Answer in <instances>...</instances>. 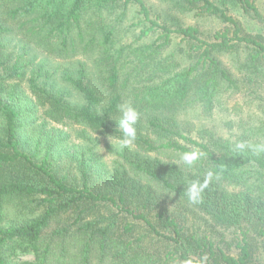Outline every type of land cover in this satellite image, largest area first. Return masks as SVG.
I'll return each mask as SVG.
<instances>
[{
  "label": "trees",
  "instance_id": "1",
  "mask_svg": "<svg viewBox=\"0 0 264 264\" xmlns=\"http://www.w3.org/2000/svg\"><path fill=\"white\" fill-rule=\"evenodd\" d=\"M159 2L168 11L214 17L222 27L201 37L196 26L152 17L144 0H0V264H264V105L254 122L238 123L232 138L210 133L199 141L181 121L197 112L210 116L241 81L257 96L264 31L247 29L241 17L264 30V15L255 0ZM128 12L137 20L126 25ZM8 20L54 55L84 58L58 77L45 63L37 66L29 99L18 87L29 62L20 54L11 62L4 51ZM137 26L139 35L122 42ZM123 104L138 113L135 139L125 147L117 127ZM36 106L54 123L115 139L120 169L110 173L93 152H74L76 160L68 152L54 156L66 137H55L45 120L36 123ZM191 152L197 160L188 166L181 157ZM192 185L201 189L195 202L187 194ZM175 203L205 227L229 231L232 243L225 244L235 252L171 210ZM10 206L39 212L6 223Z\"/></svg>",
  "mask_w": 264,
  "mask_h": 264
},
{
  "label": "rangeland",
  "instance_id": "2",
  "mask_svg": "<svg viewBox=\"0 0 264 264\" xmlns=\"http://www.w3.org/2000/svg\"><path fill=\"white\" fill-rule=\"evenodd\" d=\"M144 1L146 5L150 7L152 17L155 18V15H158L160 18H164V16H166L168 17L166 19H168L169 22L173 21L172 23H176L177 25L180 24L183 26H196L201 33V37L203 36L204 38H211V36L222 27L221 22L214 17H201L193 15L192 13L180 14L177 12L168 11L164 8L165 6L159 2V0ZM255 2L256 6L260 10L259 12L264 15V0H255ZM4 16L6 15H3V17ZM128 17L129 21L128 23L126 22V25H128L129 22L132 21L131 19L134 18L131 12H128ZM241 19L244 27H246L247 29L253 32L264 31L261 28V25H259V23H255L254 20L248 17L245 18L243 16L241 17ZM134 20H137V18H134ZM158 21H160L159 18ZM7 23L12 29L11 32L7 33V35H5L2 39L4 43V51L8 55L7 57H12L11 62H13L14 58L19 54L22 55V61L25 60L29 62V65L21 70H25V77L19 82L18 85L20 90H23L24 94L27 95L29 99H33L31 88L29 86V79L31 77L32 70L37 69V66H41L42 63H45L46 65H43V68L49 69L53 72L55 71V77H58L64 66L70 68V66H72L73 64V60L84 58L75 57L70 59H63L58 55H54L53 53L45 50L43 47L37 45L36 43L27 40L24 36L23 29L20 28L18 22H16L15 20H8ZM139 33L140 26H137L135 27L133 34L128 33L123 37L122 42L129 43L133 41L135 37L139 35ZM148 38L149 37L141 38L140 41H146ZM179 39L180 38L177 37L176 41H178ZM11 62L8 65H11ZM228 65L234 72V74L237 77H240L238 76L232 62L228 63ZM241 82L239 83V92L233 93V95L231 94L230 96L227 95L232 92H228L227 94H225L220 102H217L210 116H206L201 114L200 112H197L196 114L200 116H197L195 114L196 116L190 115L187 118L182 117L181 121L184 120L182 125L185 126L183 131L190 135L193 139L199 141H206L208 134L210 133L226 138H232V136H236L238 132V128L236 126L240 121L254 122L255 119L260 117L261 114L259 112H261L260 109L264 105V86L260 87L259 93L257 94V96H254L249 94V89H247L248 86L243 85V83ZM256 97L260 98L257 99ZM22 109H24V107ZM33 117H35L37 124L45 120V122L47 123V127L55 130L53 132L55 137H57L58 134L61 137H66L65 141L63 142V146L60 145L54 148V150H56L54 151V156H62V158H67L68 154H70V156L76 160V157L79 155H73L74 152L78 151V154H80L79 152H83L84 154L87 153L88 155L89 153L93 152L100 156L110 173H114V169H120L123 162L116 153V149H119V145L115 139H112L100 133H96L83 125L71 123L69 121L54 123L43 116V110L38 106H36L34 109ZM229 120H233L232 125ZM239 130L241 131V129ZM25 134L26 132L23 131L22 135L26 136ZM34 141L35 138L30 139V142L32 144L34 143ZM42 143L43 144L41 145V152L44 153L45 148L51 142L48 139L43 141ZM84 157L87 158V156ZM150 207L153 208L154 206L151 205ZM170 209L173 211H181L182 213H185L184 219H186L189 224L192 222L196 226L201 227V229L205 228V231L207 232L212 231L217 240L223 239L222 244L226 247V249L229 248L228 251H230V253L235 252L236 248L233 245L226 246L225 244L226 241L232 243V241L230 240L232 234L230 235L229 231L225 232L219 230L217 227H212L209 225L205 227L203 220L196 212L184 210L183 207L179 204H173ZM38 212L39 211L37 210L32 213L26 212L24 214L16 207L10 206L8 207V211H6V214L10 219L7 220L6 223L21 222L25 218L24 216L34 217L38 214ZM22 258L33 259V256L24 254Z\"/></svg>",
  "mask_w": 264,
  "mask_h": 264
},
{
  "label": "clouds",
  "instance_id": "3",
  "mask_svg": "<svg viewBox=\"0 0 264 264\" xmlns=\"http://www.w3.org/2000/svg\"><path fill=\"white\" fill-rule=\"evenodd\" d=\"M119 111L121 116L117 127H119V129L122 131V137L119 138V144L122 147H125L131 144V142L135 139L136 129L134 125L138 119V113L130 104L120 105ZM238 147L243 148L244 145L241 144L238 145ZM181 159L186 165L192 166L197 160V154L195 152L185 153L182 155ZM209 177H211V173H209ZM200 190L201 189L196 185H192L188 189V198L195 202L200 195Z\"/></svg>",
  "mask_w": 264,
  "mask_h": 264
}]
</instances>
